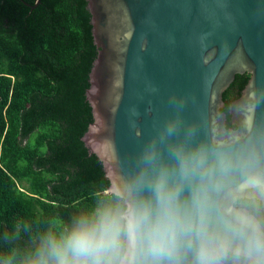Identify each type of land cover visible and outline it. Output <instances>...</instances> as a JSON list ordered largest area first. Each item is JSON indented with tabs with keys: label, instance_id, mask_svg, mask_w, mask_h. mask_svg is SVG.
I'll use <instances>...</instances> for the list:
<instances>
[{
	"label": "water",
	"instance_id": "obj_1",
	"mask_svg": "<svg viewBox=\"0 0 264 264\" xmlns=\"http://www.w3.org/2000/svg\"><path fill=\"white\" fill-rule=\"evenodd\" d=\"M85 2L97 53L84 90L93 121L80 140L103 166L106 193L174 167L176 146L242 159L247 169L234 184L249 171L264 176V0ZM243 73L249 78L227 107L233 128H226L221 96ZM149 151L154 165L145 161ZM132 195L150 198L146 186Z\"/></svg>",
	"mask_w": 264,
	"mask_h": 264
},
{
	"label": "trees",
	"instance_id": "obj_2",
	"mask_svg": "<svg viewBox=\"0 0 264 264\" xmlns=\"http://www.w3.org/2000/svg\"><path fill=\"white\" fill-rule=\"evenodd\" d=\"M0 0V264H18L49 231L114 199L80 138L92 123L84 99L97 48L85 0ZM249 78L234 75L228 105Z\"/></svg>",
	"mask_w": 264,
	"mask_h": 264
},
{
	"label": "clouds",
	"instance_id": "obj_3",
	"mask_svg": "<svg viewBox=\"0 0 264 264\" xmlns=\"http://www.w3.org/2000/svg\"><path fill=\"white\" fill-rule=\"evenodd\" d=\"M171 155L174 167H160L147 184L141 175L114 186V199L49 231L18 264H264V176L249 171L234 184L247 164L221 150L176 146ZM156 159L146 153L149 165ZM145 186L150 198L132 195Z\"/></svg>",
	"mask_w": 264,
	"mask_h": 264
}]
</instances>
